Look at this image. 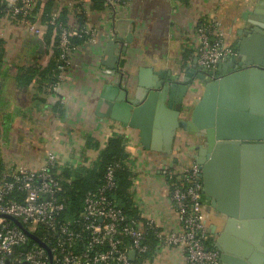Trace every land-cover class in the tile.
Listing matches in <instances>:
<instances>
[{"label":"crops","instance_id":"obj_1","mask_svg":"<svg viewBox=\"0 0 264 264\" xmlns=\"http://www.w3.org/2000/svg\"><path fill=\"white\" fill-rule=\"evenodd\" d=\"M28 1L31 9L37 3ZM64 9L72 32L82 36L85 29L94 36L86 35L88 40L71 51L57 89L52 87L57 48L54 35L47 40V25L40 18L32 20L30 13L0 15L2 166L38 169L54 154L57 172L88 170L99 162L109 138L120 137L133 172L130 190L141 223L151 219L159 231L177 230L180 223L170 197L173 176L198 163L199 157L206 160V137L173 127L169 112L159 116L157 125L150 121L145 131L147 115H138L137 126H130L108 109L120 103L121 92L134 98L140 81L152 90L157 72L174 74L181 67L200 66L196 29L203 21H218L225 43L237 52L239 69L255 60L264 63V0H106L101 8L93 0H54L53 16ZM110 41L117 44L112 72L105 53ZM221 68L222 74H229L231 67L224 62ZM195 87L174 122L191 117L205 85L196 79ZM254 142L259 145L247 154L241 149L235 159L219 154L208 168L214 203L206 202L203 192L206 244L219 249L227 264L246 262L252 252L264 263V139ZM201 168L204 174V165ZM202 183L206 189L204 177ZM160 242L149 257L134 258V263L188 264L181 247Z\"/></svg>","mask_w":264,"mask_h":264},{"label":"built area","instance_id":"obj_2","mask_svg":"<svg viewBox=\"0 0 264 264\" xmlns=\"http://www.w3.org/2000/svg\"><path fill=\"white\" fill-rule=\"evenodd\" d=\"M4 1L9 6L6 14L27 15L31 11L28 0ZM50 23L56 24L55 16ZM218 24L217 20H209L197 26L201 67L213 68L220 60L237 54L225 43ZM58 25L60 53L52 83L54 89L64 78L70 53L77 47L71 43V36L80 35V31L72 32L61 22ZM82 32L91 39L94 36L89 30ZM55 160L56 156L50 154L38 169L0 166V264H135L130 251H136L135 259L144 258L148 250L144 241L148 227L155 230L160 241L181 247L188 264H221L219 249L206 244L209 231L203 213L200 164L185 166L179 175L173 176L170 197L180 226L162 232L151 219L144 223L128 220L110 196L116 186L114 165L107 167L103 183L86 193L81 214L72 219L63 218L65 178L55 170ZM26 230L37 235L50 248L51 255Z\"/></svg>","mask_w":264,"mask_h":264},{"label":"water","instance_id":"obj_3","mask_svg":"<svg viewBox=\"0 0 264 264\" xmlns=\"http://www.w3.org/2000/svg\"><path fill=\"white\" fill-rule=\"evenodd\" d=\"M262 17L264 19V15ZM116 45L115 42L110 41L105 50L108 59L106 63L112 68L109 70L111 72L115 68L116 56L113 53ZM224 62L231 67L229 74L221 73ZM238 67L235 58L230 57L220 60L215 67L209 69L195 64L191 67H181L174 74L169 71L157 72L158 81L153 85L152 90H146L140 81L134 98L127 97L123 90L124 93L121 92L118 96L120 103H113L108 109L112 117H118L125 125L130 126H137L136 117L138 115H147L148 122L144 125L145 128L142 127L145 131H148L147 127L151 123L157 125L159 116L169 112L173 127L182 126L187 130L204 135L207 139L206 160L199 157L197 162L201 166L204 165L205 172L201 176L204 177L206 189H203V192L206 193V202L210 203L214 202L209 195L208 168L210 164L218 160L217 155L221 154L228 159H235V156L239 155L236 153L238 150L241 149L247 154L251 148L259 145L254 141L264 139V63L255 60L241 64V69ZM196 79L205 85L202 96L197 100L189 119H178L174 122L176 116L178 117L182 111L181 107L184 106L188 93L196 91ZM163 80L166 81L163 82ZM179 82L180 86L177 87ZM157 87L158 89L155 90L154 88ZM166 99L169 101L167 106L165 105ZM158 100L160 104L157 106ZM174 103H179V108H174ZM170 132L172 136V127ZM142 135L145 136L143 131ZM229 155L232 158H229ZM228 215L236 217L237 214L228 212ZM231 219L227 221L226 230L233 222ZM15 222L23 228L19 220L15 219ZM26 232L33 240L44 246L51 255L50 248L37 235L27 230ZM135 256L136 251L131 250L130 258L134 259ZM259 258L261 259L255 252H252L247 255L246 262L234 261L228 264H264L259 261ZM220 259L221 264H227L222 255Z\"/></svg>","mask_w":264,"mask_h":264},{"label":"trees","instance_id":"obj_4","mask_svg":"<svg viewBox=\"0 0 264 264\" xmlns=\"http://www.w3.org/2000/svg\"><path fill=\"white\" fill-rule=\"evenodd\" d=\"M4 0H0V15L6 12V9H9L7 3H2ZM96 7H103L106 0H93ZM53 7L54 0H48L45 3H42V0H37L36 5L30 11V17L32 20L40 18L41 23L47 25L48 29L46 32V37L54 35L55 36V45L57 48V58L56 63L54 64L53 71V81L56 78V66L58 64L59 58V34L60 28L59 23L61 22L64 26L67 25V18L65 9L59 16L56 17V24L50 23V19L53 16ZM22 15V14H20ZM83 17V15H81ZM86 34L82 36L74 35L71 36V43L75 46H78L80 42L88 40ZM4 51V42L0 40V57ZM127 154L125 152V147L123 140L120 137H111L106 143V147L101 153L99 162L95 167H92L88 170H64L59 172L61 176L65 178L64 187L62 195L66 201V208L62 214V217L65 219H72L76 216H79L83 209L84 197L86 193L90 190L97 189L104 181V175L106 169L109 165H114V177L116 180V186L113 190L110 191V196L115 200L117 205L123 210L128 220L134 219L137 222H141L142 218L139 215L138 209L135 205L132 193H131V184L133 179V172L128 167L126 163ZM0 166L2 163L0 161ZM148 245V250L143 256L149 257L154 251L155 247L158 246L160 240L156 236V232L152 228H146L145 230V240ZM81 245H78L80 247ZM141 259V258H139Z\"/></svg>","mask_w":264,"mask_h":264}]
</instances>
